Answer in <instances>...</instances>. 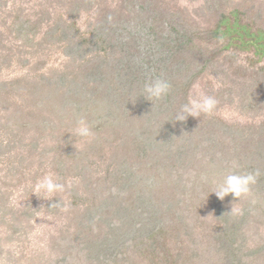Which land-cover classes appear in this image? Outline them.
Listing matches in <instances>:
<instances>
[{
  "label": "rangeland",
  "instance_id": "obj_1",
  "mask_svg": "<svg viewBox=\"0 0 264 264\" xmlns=\"http://www.w3.org/2000/svg\"><path fill=\"white\" fill-rule=\"evenodd\" d=\"M261 35L264 0H0V264H264Z\"/></svg>",
  "mask_w": 264,
  "mask_h": 264
},
{
  "label": "clouds",
  "instance_id": "obj_2",
  "mask_svg": "<svg viewBox=\"0 0 264 264\" xmlns=\"http://www.w3.org/2000/svg\"><path fill=\"white\" fill-rule=\"evenodd\" d=\"M171 90V84L164 79L155 78L146 82L143 86L142 96L153 103L166 97ZM140 95V96H141ZM135 102V100H133ZM217 100L213 96H208L201 91H197L188 103L180 106L172 121L185 122L189 116L199 118L201 114H212L217 105ZM76 134L80 137H91L93 134L83 117L77 120ZM75 147V146H74ZM239 165L232 161L230 168L236 169ZM261 175L257 169L254 172L240 173L230 171L223 179L222 183L216 185L212 190L221 201L231 194L234 199L248 198L251 195L252 187L256 184L258 177ZM65 185L54 181L51 175L42 178L37 184L36 193L43 190L47 194L64 191ZM35 193V194H36ZM233 207L231 212L233 211ZM210 215V214H209Z\"/></svg>",
  "mask_w": 264,
  "mask_h": 264
},
{
  "label": "trees",
  "instance_id": "obj_3",
  "mask_svg": "<svg viewBox=\"0 0 264 264\" xmlns=\"http://www.w3.org/2000/svg\"><path fill=\"white\" fill-rule=\"evenodd\" d=\"M259 39H260V41L263 43V41H264V36L261 35V36L259 37ZM159 232H160L161 234H164V235H167V234H168L167 231H166L165 229H160ZM170 235H171V234H170Z\"/></svg>",
  "mask_w": 264,
  "mask_h": 264
}]
</instances>
